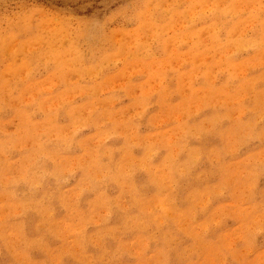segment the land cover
Instances as JSON below:
<instances>
[{
  "label": "rangeland",
  "instance_id": "1",
  "mask_svg": "<svg viewBox=\"0 0 264 264\" xmlns=\"http://www.w3.org/2000/svg\"><path fill=\"white\" fill-rule=\"evenodd\" d=\"M0 264H264V0H0Z\"/></svg>",
  "mask_w": 264,
  "mask_h": 264
}]
</instances>
